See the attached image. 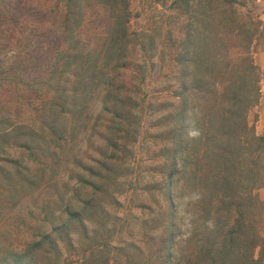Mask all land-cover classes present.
Instances as JSON below:
<instances>
[{"label":"rangeland","instance_id":"obj_1","mask_svg":"<svg viewBox=\"0 0 264 264\" xmlns=\"http://www.w3.org/2000/svg\"><path fill=\"white\" fill-rule=\"evenodd\" d=\"M174 1L127 0L125 34L116 45L123 56L110 61L109 31L121 16L119 7L81 0L75 47L89 54L87 60L95 66L79 84L71 68L61 71L72 53L62 34L66 0H0V129L25 128L5 141L6 153L0 154V248L21 249L49 233L64 221V205L80 207L90 191L98 208L88 214L92 221L82 216V225L69 227V240L58 242L60 263L80 264L91 249H98L107 252L109 264H159L167 209L161 150L170 145L168 116L176 106L180 73L174 59L185 22L181 1ZM245 9L239 13L261 22L250 49L255 64L264 52V0ZM55 61L59 66L48 78ZM257 69L259 99L248 123L259 136L264 134V76ZM54 96L67 101L61 115L53 109ZM113 111L124 118L113 117ZM53 123L58 136L48 130L38 133L30 144L32 155L18 148L28 129L39 131ZM131 127L133 133L125 134ZM112 134L122 137L115 160L107 158L106 137ZM6 159L17 160L13 166ZM102 165L112 167V173ZM89 167L94 177L83 170ZM79 178L100 187L81 185ZM187 211L183 214L189 217Z\"/></svg>","mask_w":264,"mask_h":264},{"label":"trees","instance_id":"obj_2","mask_svg":"<svg viewBox=\"0 0 264 264\" xmlns=\"http://www.w3.org/2000/svg\"><path fill=\"white\" fill-rule=\"evenodd\" d=\"M179 1L185 22L174 59L180 73L174 91L176 106L168 116L172 123L168 132L170 145L161 150L166 162L161 173L165 175L167 209L159 264H264V202L256 194L264 188V134L256 135L248 123V113L259 99L258 69L250 49L261 22L239 13L255 0H175V5ZM96 2L111 9L118 6L121 12L109 31L113 36L108 57L116 60L123 56L116 45L125 34L127 0ZM80 12L81 0H66L62 34L65 42H71L72 53L66 55L61 71L71 68L79 84L91 76L95 66L87 60L89 54L75 47L73 32L80 24ZM228 41L236 43L228 47ZM58 66L59 61H55L48 78ZM78 73L82 77L76 78ZM214 73L216 78L212 77ZM62 92L64 89H59ZM54 97L53 109H59L61 115L67 101ZM117 102L122 104L121 99ZM116 112L113 117L124 118ZM23 129L11 125L0 129V154L6 153L5 141ZM44 130L58 136L55 123L39 131L28 129L26 140L18 148L32 155L30 144ZM111 130L114 133L115 129ZM129 132L133 133V127L125 130V134ZM113 135L106 137L111 149L109 160H115L122 149V137ZM16 160L6 159L5 163L14 166ZM101 167L105 172L113 171L107 165ZM83 170L94 177L93 168ZM79 183L93 190L100 187L84 178H79ZM79 204L80 207L64 205V221L23 248H0V264H68L60 263L58 242L69 240V227L76 222L82 225V216L92 221L88 214L98 208L90 191ZM184 209L189 217L183 214ZM105 253L91 249L80 264H109ZM113 260L118 262L116 257Z\"/></svg>","mask_w":264,"mask_h":264},{"label":"crops","instance_id":"obj_3","mask_svg":"<svg viewBox=\"0 0 264 264\" xmlns=\"http://www.w3.org/2000/svg\"><path fill=\"white\" fill-rule=\"evenodd\" d=\"M255 65L259 68L260 72L263 74L264 76V52L260 53L257 56V59L255 61ZM264 83V82H263ZM258 195L260 197V201L264 202V190H258Z\"/></svg>","mask_w":264,"mask_h":264}]
</instances>
